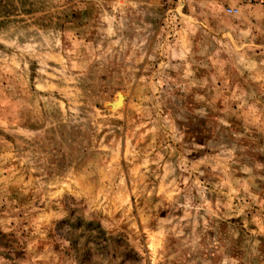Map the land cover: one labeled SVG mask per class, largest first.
I'll use <instances>...</instances> for the list:
<instances>
[{
  "label": "rangeland",
  "instance_id": "374dc122",
  "mask_svg": "<svg viewBox=\"0 0 264 264\" xmlns=\"http://www.w3.org/2000/svg\"><path fill=\"white\" fill-rule=\"evenodd\" d=\"M0 264H264V6L0 0Z\"/></svg>",
  "mask_w": 264,
  "mask_h": 264
},
{
  "label": "built area",
  "instance_id": "2783aa9c",
  "mask_svg": "<svg viewBox=\"0 0 264 264\" xmlns=\"http://www.w3.org/2000/svg\"><path fill=\"white\" fill-rule=\"evenodd\" d=\"M242 4L247 5V6H254V5H260L264 6V0H239ZM230 12H238V9L234 8H229Z\"/></svg>",
  "mask_w": 264,
  "mask_h": 264
}]
</instances>
